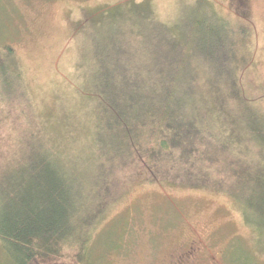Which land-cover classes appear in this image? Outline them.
Listing matches in <instances>:
<instances>
[{
  "label": "rangeland",
  "instance_id": "obj_1",
  "mask_svg": "<svg viewBox=\"0 0 264 264\" xmlns=\"http://www.w3.org/2000/svg\"><path fill=\"white\" fill-rule=\"evenodd\" d=\"M215 17L232 30L235 80L248 104L264 114V0H0V46L12 47L18 76L17 90L7 97L0 90V170L34 131L26 127L27 119L61 157L84 154L80 149L88 133L102 121L104 98L122 109L120 94L137 92L134 81L124 85L118 77L120 60L130 52L136 61L150 55L148 72L165 77L191 74L187 62L195 56L219 87L215 96H221L224 81L234 92L226 65L227 28ZM153 19L180 39L154 28ZM212 28L225 44L220 55L206 49L215 43ZM199 78L206 107L223 124L202 71ZM4 81L9 88L6 76ZM109 88L118 91L116 98ZM245 116L264 129V117L247 109ZM253 139L263 142L264 133ZM244 150V157L257 159L253 146ZM260 150L264 154V146ZM124 168L115 172L122 179L117 196L96 222L120 241L116 245L104 233L95 246L103 258L93 257L95 263L173 264L179 253L197 245L202 264H264V251L255 246L258 232L231 194L191 183L197 181L149 179L133 166Z\"/></svg>",
  "mask_w": 264,
  "mask_h": 264
},
{
  "label": "trees",
  "instance_id": "obj_2",
  "mask_svg": "<svg viewBox=\"0 0 264 264\" xmlns=\"http://www.w3.org/2000/svg\"><path fill=\"white\" fill-rule=\"evenodd\" d=\"M216 21L227 28L226 65L234 92L225 88L224 81L221 96H215L218 86L203 61L195 56L187 62L191 74L165 77L148 72L150 55L144 53L141 58L146 55V59L136 61L130 52L131 59L120 60L122 71L118 77L124 85L134 81L137 92L120 94L122 109L106 103L104 98L102 121L88 133L86 145L80 149L84 154H75L69 160L61 157L27 119L26 127L34 131H28L26 142L19 144L8 165L0 170L2 264H97L93 257L99 261L103 255L95 252V246L106 231L97 228L96 222L120 189L122 179L116 170L128 166L149 179L165 176L197 181L191 183L231 194L245 213L244 219L258 232L255 246L264 251V154L260 150L264 141L253 139L264 129L257 121L244 117V112L247 109L262 117L264 114L256 111L253 103L248 104L249 99L233 76L231 27L225 21ZM151 22L169 37L180 39L181 34L169 32L161 22ZM209 37L215 43L213 50L206 49L210 53L217 50L220 55L225 45L220 33L212 28ZM11 54L10 45L0 46V90H4L5 97L17 90L18 76ZM200 71L223 124L216 122L203 101ZM5 76L9 88L4 86ZM110 90L116 98L114 92L118 91ZM245 121L250 124L248 128ZM37 138L40 142L35 145ZM246 146L255 148L257 159L243 156ZM251 182V186L246 185ZM107 237L119 244L118 236L108 233Z\"/></svg>",
  "mask_w": 264,
  "mask_h": 264
},
{
  "label": "flooded vegetation",
  "instance_id": "obj_3",
  "mask_svg": "<svg viewBox=\"0 0 264 264\" xmlns=\"http://www.w3.org/2000/svg\"><path fill=\"white\" fill-rule=\"evenodd\" d=\"M201 254V247L197 245H190L183 252L179 253L174 259L173 264H202L199 262V255ZM198 260V261H197Z\"/></svg>",
  "mask_w": 264,
  "mask_h": 264
}]
</instances>
